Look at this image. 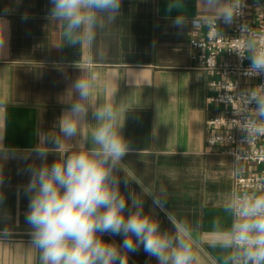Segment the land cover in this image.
<instances>
[{"label": "crops", "instance_id": "crops-1", "mask_svg": "<svg viewBox=\"0 0 264 264\" xmlns=\"http://www.w3.org/2000/svg\"><path fill=\"white\" fill-rule=\"evenodd\" d=\"M173 6L171 10L169 7ZM7 8L8 38L0 54V136L16 150V157L4 161V183L0 191V215L10 213L11 235L0 239V264H37V254L29 248L25 223L28 197L24 186L30 176L24 167L26 149L38 143V130L53 129L68 105L66 90L81 72L95 71L105 77L97 93L113 92L135 106L127 117L123 134L134 151L124 157L126 167L153 191L166 189L169 208L192 225L210 227L214 217L231 223L222 211L227 196L234 191V158L207 142L208 119L219 108L208 100L212 94L209 74L195 67L192 39L206 33L191 24L182 30L173 26L178 15L206 21L199 0H122L120 15L98 32L94 45L80 50L65 42L63 27L49 18V0H0V13ZM27 13L28 18L22 19ZM62 44V45H61ZM60 45V46H59ZM79 68L75 67V64ZM91 121V117L89 116ZM57 157L49 154L48 162ZM121 192L141 190L135 182L126 188L120 173ZM142 195V194H141ZM130 204V201H129ZM152 197H145V212ZM162 229L171 225L157 209ZM18 221V223H17ZM121 244L122 236H104ZM219 250L205 248V264ZM129 264H156L143 247L128 253Z\"/></svg>", "mask_w": 264, "mask_h": 264}, {"label": "clouds", "instance_id": "clouds-1", "mask_svg": "<svg viewBox=\"0 0 264 264\" xmlns=\"http://www.w3.org/2000/svg\"><path fill=\"white\" fill-rule=\"evenodd\" d=\"M49 2V18L63 27L62 44L82 50L90 49L98 32L117 19L122 0ZM199 2L206 21L180 14L172 21L173 26L182 30L191 24L193 30H199L205 22L213 29L235 24L244 39L231 50L241 66L244 59L250 61L241 74L248 79L264 77V34L246 23L236 24L237 18L245 15V0ZM172 8L170 5L169 10ZM7 11L6 8L0 13V54L7 46ZM27 18L25 13L22 19ZM104 79L99 72L87 71L72 80L65 93L68 107L53 129L38 130V143L22 156L25 161L33 156L40 161L36 164L33 160L23 169L30 176L23 189L29 200L25 223L29 248L36 252L37 264H129L128 253L137 252L141 246L156 264H205L201 253L206 247L219 250L211 264H264V179L258 178L227 196L222 211L231 220L228 225L221 217H214L205 229L203 224L194 226L178 218L166 207V189L153 191L124 162L134 149L122 130L129 112L144 104L132 106L115 92L107 97L98 94L97 86ZM237 95L240 104L234 115L240 118L242 142H253L264 136V83L240 89ZM230 100L231 97L223 99L227 103ZM49 154L57 157L51 163ZM15 157L16 150L6 146L4 136H0V159ZM120 173L126 188L135 182L141 191L122 193ZM3 183L0 167V186ZM146 196L152 197V208L147 213ZM3 201L0 191V203ZM157 209L164 213L170 229L161 228ZM0 220L7 222L12 217L5 210ZM10 235L5 223L0 228V239ZM105 235L122 236L123 241L118 244L105 240Z\"/></svg>", "mask_w": 264, "mask_h": 264}, {"label": "built area", "instance_id": "built-area-1", "mask_svg": "<svg viewBox=\"0 0 264 264\" xmlns=\"http://www.w3.org/2000/svg\"><path fill=\"white\" fill-rule=\"evenodd\" d=\"M248 5L245 15L238 17L236 24L246 23L253 30L264 34V0H245ZM244 39L237 26L221 24L218 29L209 28L206 33L192 39L195 67L205 70L209 78L212 94L208 100L219 111L208 119L207 142L211 147H219L224 154L232 156L236 162L234 191L264 179V136L253 142H242L244 133L239 129L240 118L234 115L240 100L237 92L244 88H255L264 83V77L248 79L241 72L250 64L248 59L241 62L231 49ZM231 97L227 103L223 99Z\"/></svg>", "mask_w": 264, "mask_h": 264}]
</instances>
